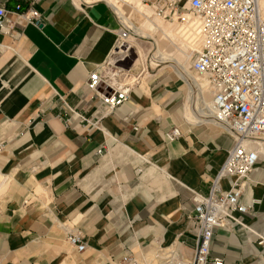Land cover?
Returning <instances> with one entry per match:
<instances>
[{
    "label": "crops",
    "instance_id": "1",
    "mask_svg": "<svg viewBox=\"0 0 264 264\" xmlns=\"http://www.w3.org/2000/svg\"><path fill=\"white\" fill-rule=\"evenodd\" d=\"M108 1L154 40L155 62L175 71L137 83L97 130L89 122L101 100L87 88L89 75L111 61L124 66L122 78L130 76L128 61L113 55L119 22ZM108 1L0 0L12 20L18 5L34 7L43 20L0 33V264H121L128 253L145 258L169 247L194 254L188 216L233 145L232 133L208 112L203 78L190 74L199 32L151 19L154 11L140 4L137 13L147 16L136 26ZM167 39L172 43L162 49ZM134 45L136 65L146 54ZM173 127L181 135L169 141ZM251 180L243 201L252 207L214 231L211 258L224 264H264V157ZM70 233L86 242L84 251L70 244Z\"/></svg>",
    "mask_w": 264,
    "mask_h": 264
},
{
    "label": "built area",
    "instance_id": "2",
    "mask_svg": "<svg viewBox=\"0 0 264 264\" xmlns=\"http://www.w3.org/2000/svg\"><path fill=\"white\" fill-rule=\"evenodd\" d=\"M95 1L98 0L85 3ZM142 3L153 8L160 18L198 26L200 46L193 52L191 67L207 77L214 118L224 123L233 137V145L212 181L210 192L197 194L194 212L188 216L189 227L196 236L193 256L187 258L170 251L158 264H224L221 257L211 258L214 231L234 222L237 215L246 214L252 207L254 201L246 204L243 194L264 157V7L260 0H142ZM8 13L0 5V33L6 35H14L16 23L43 24L42 14L32 6H16L15 20ZM116 15L119 30L113 55L128 61L126 53L132 48L127 47L126 39L132 33L117 12ZM105 69L106 74L91 72L87 81V88L101 100L95 120L89 122L97 130L104 118L129 100L133 89L124 77L121 82L114 80L115 75L126 74L124 66L116 67L109 61ZM180 135V128L173 127L165 137L174 141ZM5 146L0 136V153ZM224 180L229 181L228 188L223 186ZM68 240L76 250H85L86 242L79 234L70 233ZM260 242H264L263 237ZM121 264L150 263L128 253Z\"/></svg>",
    "mask_w": 264,
    "mask_h": 264
},
{
    "label": "rangeland",
    "instance_id": "3",
    "mask_svg": "<svg viewBox=\"0 0 264 264\" xmlns=\"http://www.w3.org/2000/svg\"><path fill=\"white\" fill-rule=\"evenodd\" d=\"M74 1L80 5V4L85 3L87 1L91 2L92 0H74ZM114 1H116V4L118 5V7H120L122 9V13L126 17H129L131 19V21H133L135 23L136 26H140L146 20L147 15L144 12L141 14L137 13V9H138L137 4H140L143 7H148L146 5H143L142 0H114ZM113 8H114V6H113ZM150 9L152 10V13H153V8H150ZM115 11L117 12L118 16L123 21L122 15L120 14V12L117 11V9H115ZM155 16H156V14H154V13L150 14L151 19L154 18ZM161 19L163 22L170 23L172 25L180 24V23H178V21H172V20L163 19V18H161ZM130 25L131 24L129 23L128 26L130 27ZM130 30H131L132 34H131V37L128 39L127 43L130 45V48H132V49L130 50V52L126 53L127 59H128V65L130 66V76L126 80L133 87L136 86V84L139 82L142 83L143 85L144 84L147 85L149 83V80L153 79L155 74H157V73L175 71V69L173 68L174 65L172 63L164 62L163 60H160L159 62L161 65L157 66V62H155L154 57L156 55H159V52L157 51L156 46H154V40L152 38L141 36L142 35L141 32L135 28L130 27ZM132 37H134V40ZM156 37L159 38L162 36L160 35V33H157ZM135 43L139 44L142 47L143 52H145L146 55H145L144 61H140L138 64L133 65L135 60L138 58L137 47H135V45H134ZM171 43H172L171 40H169V39L165 40L163 45H162V49L169 47L171 45ZM175 43L178 45V41H176ZM162 49H161L162 55L171 56L169 53H167L166 51H164ZM173 51H175V47H174ZM189 64H190V74L194 75V77L196 79L198 77H200V78L204 77V75L199 74L192 69V67H191L192 60H190ZM168 65H170V66H168ZM107 72L108 71L105 69L104 73L106 74ZM121 80H122V76L118 74L117 81H115V82L116 83L121 82ZM230 135H231L230 133H227V136L230 137ZM231 137H232V135H231ZM232 141H233V137H232ZM2 194H3V192L1 191L0 197L2 196ZM170 251H175V250H174V248L169 247V248L165 249L164 251H161L157 255H151L149 257L146 256L145 258H143L141 256H137V257L140 260L146 261L147 263L158 264L159 262L162 261V257L160 255H164L163 252H165L166 253L165 255H167V254H169Z\"/></svg>",
    "mask_w": 264,
    "mask_h": 264
},
{
    "label": "bare ground",
    "instance_id": "4",
    "mask_svg": "<svg viewBox=\"0 0 264 264\" xmlns=\"http://www.w3.org/2000/svg\"><path fill=\"white\" fill-rule=\"evenodd\" d=\"M185 26L189 29L190 28V32H191V30H192V26H193V24L192 25H188V24H185ZM196 26V28H197V30L195 31V32H199V29H198V26L197 25H195ZM131 36H129L127 39H126V45H127V47H129L130 48V45L127 43V41H128V39L130 38ZM116 76V75H115ZM114 76V80L115 81H117V76L115 77ZM203 79H202V82H203V89H202V91H207L208 92V95H209V98H208V100H205V104H206V106L208 107V112L210 113V116L213 118V119H215L214 118V109H213V98H212V94L210 93V89H209V81H208V79H207V77L204 75V77H202ZM210 96H211V98H210ZM216 120V119H215ZM219 123H221L225 128H226V126L224 125V123H222V122H219Z\"/></svg>",
    "mask_w": 264,
    "mask_h": 264
}]
</instances>
